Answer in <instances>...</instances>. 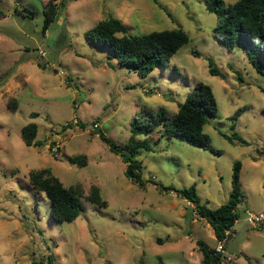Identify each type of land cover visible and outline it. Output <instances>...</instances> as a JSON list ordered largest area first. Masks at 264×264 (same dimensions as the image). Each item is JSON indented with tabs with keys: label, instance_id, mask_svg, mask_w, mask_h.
I'll use <instances>...</instances> for the list:
<instances>
[{
	"label": "rangeland",
	"instance_id": "obj_1",
	"mask_svg": "<svg viewBox=\"0 0 264 264\" xmlns=\"http://www.w3.org/2000/svg\"><path fill=\"white\" fill-rule=\"evenodd\" d=\"M46 3L0 0V264L48 257L53 264H203L196 240L215 247L213 229L165 187L194 184L201 201L216 208L228 199L235 160L243 199L221 264H264V221L253 226L244 219L245 210L264 209V75L244 50L219 42L218 18L206 1L55 0L57 14L43 31ZM109 16L132 34L180 27L188 42L141 78L86 41L84 32ZM209 58L224 77L209 72ZM197 82L209 85L217 101L218 113L204 132L220 153L160 137L158 130L137 133L152 149L137 156L144 186L132 182L101 134L126 143L134 118L147 123L161 110L170 117ZM30 122L41 145L22 139ZM234 132L247 143L231 141ZM76 155L85 156V165L68 161ZM43 167L63 185L81 188L82 209L73 221L53 219L49 199L30 183L29 171ZM91 186L106 206L88 200Z\"/></svg>",
	"mask_w": 264,
	"mask_h": 264
},
{
	"label": "trees",
	"instance_id": "obj_2",
	"mask_svg": "<svg viewBox=\"0 0 264 264\" xmlns=\"http://www.w3.org/2000/svg\"><path fill=\"white\" fill-rule=\"evenodd\" d=\"M54 1L48 0L45 5L43 31L48 29L57 14L58 6ZM205 1L207 9L214 12L218 18L213 31L219 42L229 50L236 47L244 50L255 70L264 75V0H236L228 6H222V0ZM30 12L34 13L31 10ZM1 14L0 11V17ZM84 36L89 44L108 51V60L111 64L114 59L118 65L133 70L141 78L148 76L157 67L165 66L166 61L188 42L187 33L180 27L132 34L128 27L114 16L97 21L94 26L84 32ZM193 54L198 55L199 52L193 51ZM208 66L212 75L224 77L211 58L208 59ZM8 106L16 107L14 101L11 103L9 101ZM217 113L218 105L211 87L203 82H197L185 99L177 104L176 111L170 117L161 110L156 116L151 115L147 123L142 119L134 118L130 126L132 135L126 143L118 145L111 142L104 134H101V137L109 144L110 150L119 154L125 162L126 176L132 182L144 186L140 173L141 162L137 156L140 149L151 150L152 147L148 139H137L135 135L137 133L147 135L158 130L160 137L165 135L177 137L220 153L219 150L211 147L210 138L204 132V125ZM239 114L240 110H237L231 118L236 119ZM79 124L84 126V123ZM36 134L37 124L34 122L24 125L21 129L22 139L28 146L42 144V141L36 140ZM227 137L231 141L235 139L239 143H247L236 132ZM67 159L70 163L79 166L86 163L84 155L68 156ZM240 169L241 162L235 160L228 199L216 208H210L207 202L201 201L194 184L181 189L172 186L165 189L176 192L190 202L193 211L210 224L216 240H220L225 236V230H231L239 218L237 206L243 199L239 182ZM28 178L30 183L44 192L49 199V214L53 219L63 222L73 221L78 217L82 209V191L79 185L68 187L63 185L48 167L29 171ZM87 198L99 206L107 205L96 186H91ZM196 244L202 252L203 264H221L223 255L216 252L215 247H210L202 239H197ZM30 264H53V262L52 258L48 257L45 263L31 260Z\"/></svg>",
	"mask_w": 264,
	"mask_h": 264
},
{
	"label": "built area",
	"instance_id": "obj_3",
	"mask_svg": "<svg viewBox=\"0 0 264 264\" xmlns=\"http://www.w3.org/2000/svg\"><path fill=\"white\" fill-rule=\"evenodd\" d=\"M40 53L42 55L44 54L43 51H41ZM93 126L96 127L97 123H93ZM59 148H60L59 144H55L52 147V151L54 153H57ZM194 215L196 216L197 213L194 212ZM244 219H245V221H247L249 224H251L253 226H259L264 221V209L260 210V211H252V210H248L247 209V210H245ZM230 233H231V230L230 229H226L225 230V236L222 239L217 240V244L215 246L216 252H220V253L224 254L225 245H226V243H227V241L229 239ZM222 264H226V263H222Z\"/></svg>",
	"mask_w": 264,
	"mask_h": 264
},
{
	"label": "crops",
	"instance_id": "obj_4",
	"mask_svg": "<svg viewBox=\"0 0 264 264\" xmlns=\"http://www.w3.org/2000/svg\"><path fill=\"white\" fill-rule=\"evenodd\" d=\"M48 1V0H47ZM231 232H232V230H231ZM216 239V238H215Z\"/></svg>",
	"mask_w": 264,
	"mask_h": 264
}]
</instances>
